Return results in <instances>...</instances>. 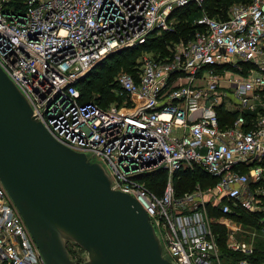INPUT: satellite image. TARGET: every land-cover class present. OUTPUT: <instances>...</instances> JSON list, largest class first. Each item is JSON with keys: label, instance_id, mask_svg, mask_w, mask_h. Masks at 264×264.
<instances>
[{"label": "built area", "instance_id": "1", "mask_svg": "<svg viewBox=\"0 0 264 264\" xmlns=\"http://www.w3.org/2000/svg\"><path fill=\"white\" fill-rule=\"evenodd\" d=\"M189 3L200 14L186 39L114 75L120 103L80 100L78 80L98 61L172 31V11ZM203 3L0 0V68L56 140L99 162L111 187L142 205L162 256L221 264V224L226 248L243 255L237 264H255V236L264 264V0L233 2L225 18ZM219 108L235 112L231 122L221 124ZM195 167L215 180L177 193L173 174ZM159 168L168 180L155 192L138 176ZM240 210L261 213L248 240L235 236ZM0 264H45L1 181Z\"/></svg>", "mask_w": 264, "mask_h": 264}, {"label": "water", "instance_id": "2", "mask_svg": "<svg viewBox=\"0 0 264 264\" xmlns=\"http://www.w3.org/2000/svg\"><path fill=\"white\" fill-rule=\"evenodd\" d=\"M0 181L45 264H175L142 205L112 188L99 162L56 140L1 68ZM67 242L86 252L82 261Z\"/></svg>", "mask_w": 264, "mask_h": 264}, {"label": "trees", "instance_id": "3", "mask_svg": "<svg viewBox=\"0 0 264 264\" xmlns=\"http://www.w3.org/2000/svg\"><path fill=\"white\" fill-rule=\"evenodd\" d=\"M236 1H246V0H204L203 6L204 9H207V13L211 16H216L218 18H225L226 17V11L230 4ZM196 12H199V8L196 7L193 3H189L186 6L176 8L174 11H172L171 15L176 16L178 19V23L176 27L172 31H163L159 36L156 37H148V39L137 46L131 47V48H122L119 50H116L114 52H111L110 54L106 55L102 60L98 61L85 75H83L78 80V87L81 92L80 100L87 101L90 98V92L97 91L99 96L94 99L95 101L99 102L101 105H107L110 101L113 99H117L120 102V98L116 97L113 93L114 83H113V77L112 75V69L110 64H108L110 61H115L117 65L121 64L125 69L131 70V64H133L134 59L130 60L129 62L122 60L123 55H125L128 52L133 51L134 48H143L144 46H148L149 48L155 47L158 48V51L160 50L162 53L167 52V44H171L174 41H178L180 38L186 39L189 34L191 33L193 29V20L198 17L195 16ZM153 38V39H152ZM115 59V60H114ZM105 71V72H104ZM104 72V74H103ZM94 79H98L97 82H92ZM95 80V81H96ZM112 80V81H111ZM85 83V84H83ZM219 114L221 115L222 123L224 122L229 123L235 116V112H229L227 110H224L223 108L218 109ZM158 170H163L159 168ZM157 171V169L155 170ZM145 174V173H144ZM144 174H141L138 176L140 180L142 179V176ZM190 177H194L195 179H199V183L201 185L213 182L212 177L208 176L206 173L201 171L198 167H195L193 169H186V170H178L173 174V180H174V186L177 193H181L187 189H182L181 182L186 181L189 182L192 179ZM191 179V180H190ZM154 183H158L154 179ZM144 181V180H143ZM179 183V187L176 186L175 182ZM196 181V180H195ZM176 182V183H177ZM145 183V182H144ZM148 188L152 189L155 192L161 191L159 189V183L155 185V187H150L148 184H145ZM264 186V182H263ZM189 189V188H188ZM264 201V197H262ZM214 214H217V211L214 212ZM261 213H247L245 211L240 210L239 214L235 216V218L242 222L244 225L250 226V228L257 229L259 228V222L258 218L260 217ZM213 230L216 233V241L221 249V251L225 252L226 249L225 246V229L223 225L221 224H214ZM255 252L254 254H251L248 256L250 261L252 263H259L260 257H261V248L262 244L258 240V237L255 236ZM229 255L231 257L230 261H227V259L223 262V264H237L239 258H242L243 255L238 252H232L229 251ZM72 252L73 256L71 257L74 259V252ZM227 253V252H225Z\"/></svg>", "mask_w": 264, "mask_h": 264}, {"label": "rangeland", "instance_id": "4", "mask_svg": "<svg viewBox=\"0 0 264 264\" xmlns=\"http://www.w3.org/2000/svg\"><path fill=\"white\" fill-rule=\"evenodd\" d=\"M205 11H207V9H205ZM199 14H200V12H196V15L195 16H199ZM172 20H173V24L176 27V25L178 23V19L175 16ZM161 33H163V31H160V32H157L156 31V32H153V34L151 36L154 38L156 36H159ZM170 46H171L170 43L167 44V52H164V53H162L160 50L158 51V48H155V47H152V48L150 47L149 48L147 45L144 46L143 48H134L133 51L126 53L122 57L123 58L122 60H125L127 62H129L130 60L134 59L133 64H131V66H130L131 67V70H129L127 68L125 69V67H123L122 63L119 64V65H117L115 63V61H110L108 64H110V66H112L111 67V69H112V71H111L112 72V75H115V74H117L118 72H121V71L122 72H133V71L137 70V68H138V66L140 64V61H141V58H142L143 55H148V54L149 55H156V54L166 55L169 52V47ZM104 72H103V74H104ZM95 80L96 79H94L92 82H97L98 79L96 81ZM83 84H85V83H83ZM97 96H99L98 92L97 91H94V89H93V91L90 92V98L91 99H96ZM110 102L111 103H114V102L120 103L119 100H117V99H113ZM155 178H157L156 181L159 183V186L158 187L161 190L165 186V184H166V182L168 180V174H167V172L165 170H158L157 169V171L154 170V171L146 172L142 176V179L144 180L145 184H148L150 187H153V186L155 187V185L158 184V183H154V181H155L154 179ZM190 178L192 180L190 179L191 181H189V182H186V181L181 182V185L183 186L182 189H184V190L185 189L188 190V188L191 189V188H193L195 186L196 183H199V181H197V180H199L198 178L197 179H195L194 177H190ZM176 182H175L176 186L179 187V183H178L179 181L177 183ZM261 184L263 185V183H260V185ZM256 198L259 200V198L257 196H256ZM263 203H264V201L260 197V201L258 202V206H260V207L263 206ZM247 213H250V212H247ZM234 221L239 222V223H237L238 229L236 230V233H235L236 238H239L241 240H248V239L252 238L253 236H255V233H252V231L254 229L250 228V226L244 225L242 222L238 221L236 218H235ZM226 237L227 236H226V233H225V241H226ZM66 246H67L68 253H69V256L70 257L73 256L72 252H70L72 250L74 252V256L75 257H78V254L81 255V256H84L86 254V252L82 248H80V247H79V250H77V247L78 246H76L72 242H67L66 243ZM219 250L222 253V255L220 257L221 264H223V262L226 259H227V261H230L231 257L229 255V252L227 251V248L224 250L227 253L221 251L220 248H219ZM163 256L165 258H167V259L169 258L165 251L163 252Z\"/></svg>", "mask_w": 264, "mask_h": 264}, {"label": "flooded vegetation", "instance_id": "5", "mask_svg": "<svg viewBox=\"0 0 264 264\" xmlns=\"http://www.w3.org/2000/svg\"><path fill=\"white\" fill-rule=\"evenodd\" d=\"M77 250H79V247H77ZM75 261H82L83 260V256L78 254V257H74Z\"/></svg>", "mask_w": 264, "mask_h": 264}, {"label": "crops", "instance_id": "6", "mask_svg": "<svg viewBox=\"0 0 264 264\" xmlns=\"http://www.w3.org/2000/svg\"><path fill=\"white\" fill-rule=\"evenodd\" d=\"M228 100H231L230 97H228L227 99H225V103L228 102ZM232 101V100H231Z\"/></svg>", "mask_w": 264, "mask_h": 264}]
</instances>
